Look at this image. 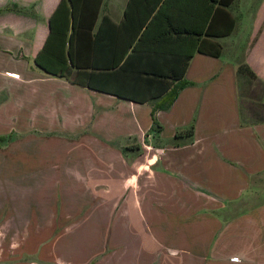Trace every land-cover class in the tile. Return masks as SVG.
I'll return each instance as SVG.
<instances>
[{
  "label": "crops",
  "instance_id": "crops-1",
  "mask_svg": "<svg viewBox=\"0 0 264 264\" xmlns=\"http://www.w3.org/2000/svg\"><path fill=\"white\" fill-rule=\"evenodd\" d=\"M126 1L102 0L98 19L118 23ZM218 1L164 9L173 28L207 29L220 54H192L186 85L154 112L152 130L153 103L32 64L59 0H0V137L36 130L76 147L31 152L22 148L46 141L0 140V264H264V0ZM109 218V238L134 245L130 261H115L116 247L88 255L84 240ZM152 231L170 245L146 247Z\"/></svg>",
  "mask_w": 264,
  "mask_h": 264
},
{
  "label": "trees",
  "instance_id": "trees-1",
  "mask_svg": "<svg viewBox=\"0 0 264 264\" xmlns=\"http://www.w3.org/2000/svg\"><path fill=\"white\" fill-rule=\"evenodd\" d=\"M229 2L219 0L218 5L226 7ZM101 3L59 0L32 64L55 78L75 69L72 84L76 86L137 104L153 103L151 129L156 130L154 112L166 110L186 85L183 76L192 54L218 57L220 46L205 39L213 37L207 29L173 28L163 12L170 0H127L118 23L106 16L98 19ZM190 133V129L176 132L174 137ZM126 150L130 149H122Z\"/></svg>",
  "mask_w": 264,
  "mask_h": 264
},
{
  "label": "rangeland",
  "instance_id": "rangeland-1",
  "mask_svg": "<svg viewBox=\"0 0 264 264\" xmlns=\"http://www.w3.org/2000/svg\"><path fill=\"white\" fill-rule=\"evenodd\" d=\"M3 99H5V94H2ZM17 125H15L16 127ZM30 131L23 132L20 134L17 133H13L12 135L9 136H5V140H11V141H15V140H20V139H24L25 136H33L35 141L41 140V141H46V145H43L42 143H37V142H28L27 146L23 147L22 149H28L27 151H31V152H37V151H45V150H64L66 152L72 151L73 149L75 150L76 147H72L70 145H68L70 142H72L73 140H75V137L73 136H63L61 137L62 139H58L60 136H58L57 134H43L41 135L40 133H38V131L34 130V133H29ZM66 143V144H65ZM118 144H122V142H119ZM30 145V147H29ZM79 149V147L77 148V150ZM84 147H80V150H84ZM124 154H127L126 151H123ZM128 158V155H126ZM13 160V159H12ZM19 161L23 162V159H18ZM74 160V159H73ZM80 159H78L79 161ZM33 164V163H30ZM38 166L39 164L36 162L34 163L33 166ZM81 165V163L79 164ZM116 166V164H115ZM1 167V164H0ZM40 180V176H37L34 180L28 182L26 184V187L29 188H35L36 187V183ZM62 200H63V195H62ZM161 225L163 226H170V223H167L165 221H162L160 219ZM116 223V221L114 222ZM114 223L111 221V219L109 218V221L106 223V229H101L100 227H98L96 229L95 235L92 239L89 240V242L86 241V239L84 240V246H89V250L88 255H90V253L92 252H96L99 249L102 250L104 248H114L116 247L118 250L116 252L115 255H113L114 260L116 258L115 261H119L120 263L122 262H127L130 261V249H132L134 247L131 239H125V238H109L110 235V229L111 226L113 225L114 227ZM81 222L77 223L78 227L80 226ZM97 225L100 226L99 222L96 223ZM102 228H103V223H101ZM74 226V225H73ZM78 229V228H77ZM76 228H72L70 234H74L75 230H77ZM151 237L152 238H144V239H140V242H143L144 245L146 247H152L155 245H170V239L166 238V237H162V236H157L156 233L154 231H152L151 233ZM135 241V239H134ZM83 246V247H84Z\"/></svg>",
  "mask_w": 264,
  "mask_h": 264
},
{
  "label": "built area",
  "instance_id": "built-area-1",
  "mask_svg": "<svg viewBox=\"0 0 264 264\" xmlns=\"http://www.w3.org/2000/svg\"><path fill=\"white\" fill-rule=\"evenodd\" d=\"M5 75L13 79H16L18 77L16 74L13 73H5ZM231 261H236V258H232Z\"/></svg>",
  "mask_w": 264,
  "mask_h": 264
}]
</instances>
